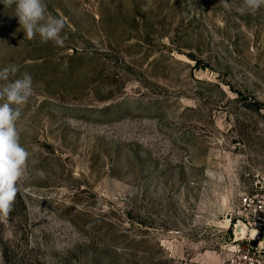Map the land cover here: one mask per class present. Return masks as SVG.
<instances>
[{
    "label": "rangeland",
    "instance_id": "rangeland-1",
    "mask_svg": "<svg viewBox=\"0 0 264 264\" xmlns=\"http://www.w3.org/2000/svg\"><path fill=\"white\" fill-rule=\"evenodd\" d=\"M45 2L63 47L0 2V68L34 86L0 264H264V8Z\"/></svg>",
    "mask_w": 264,
    "mask_h": 264
},
{
    "label": "clouds",
    "instance_id": "clouds-1",
    "mask_svg": "<svg viewBox=\"0 0 264 264\" xmlns=\"http://www.w3.org/2000/svg\"><path fill=\"white\" fill-rule=\"evenodd\" d=\"M18 17L20 29L29 40L39 37L41 43L52 42L63 47L67 39L62 35L66 27L63 17L52 15L45 0H0ZM243 10L256 13L264 8V0H242ZM19 72L15 64L0 68V216L13 210L19 182L31 153L21 143L18 121L22 106L28 104L34 92L33 78L28 72L11 79Z\"/></svg>",
    "mask_w": 264,
    "mask_h": 264
},
{
    "label": "water",
    "instance_id": "water-1",
    "mask_svg": "<svg viewBox=\"0 0 264 264\" xmlns=\"http://www.w3.org/2000/svg\"><path fill=\"white\" fill-rule=\"evenodd\" d=\"M228 219H231V216L230 215H228ZM262 243L264 244V236L262 238Z\"/></svg>",
    "mask_w": 264,
    "mask_h": 264
},
{
    "label": "trees",
    "instance_id": "trees-1",
    "mask_svg": "<svg viewBox=\"0 0 264 264\" xmlns=\"http://www.w3.org/2000/svg\"><path fill=\"white\" fill-rule=\"evenodd\" d=\"M254 244H256V241H254Z\"/></svg>",
    "mask_w": 264,
    "mask_h": 264
}]
</instances>
